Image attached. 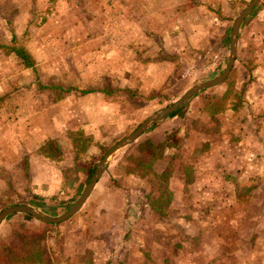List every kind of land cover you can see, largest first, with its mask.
<instances>
[{"label": "crops", "instance_id": "1", "mask_svg": "<svg viewBox=\"0 0 264 264\" xmlns=\"http://www.w3.org/2000/svg\"><path fill=\"white\" fill-rule=\"evenodd\" d=\"M52 1L0 0L2 37L9 33L2 26L9 19L7 3L13 6L11 37L21 38L37 20L35 13L47 10ZM129 1H121V9L120 1L113 0V14L86 22L123 23L122 30L96 27L91 33L73 11L80 0H58L65 12L25 36L22 47L36 61L32 67L22 64L17 74L25 81L15 85L19 92L10 98L12 110L0 106V193L22 184L29 195L44 202L72 200L85 185L84 168L99 144L117 133L123 114L137 108L131 91L144 100L150 93L163 92L184 73L180 55L186 52L194 66L210 71L218 50L224 49L229 20L240 11L236 5L245 0H196L177 11L167 28L164 17L156 16L149 21L156 24V39L130 19L126 9L136 0ZM71 30L76 34L72 39L90 38L83 50L93 56L77 63L74 82L68 81L67 67L52 64L55 53L48 42ZM38 71L58 77L54 83L42 82ZM32 73L35 79L30 78ZM52 83L55 86H49ZM4 87L1 77L0 88ZM211 89L191 97L182 113L176 115L186 105L146 131L157 141L171 131L174 139L179 136L154 165L158 172L172 166V199L166 214L160 216L147 206L150 186L136 193L138 173L126 171L122 149L81 209L54 228L64 243L53 256L59 253L64 258L53 264H264V0L241 23L228 77ZM235 93L241 101L237 108ZM70 133L92 139L78 156ZM23 175L26 181L21 180ZM23 197L25 193L19 195ZM24 227L39 228L30 221ZM87 252L91 257L84 259Z\"/></svg>", "mask_w": 264, "mask_h": 264}, {"label": "rangeland", "instance_id": "2", "mask_svg": "<svg viewBox=\"0 0 264 264\" xmlns=\"http://www.w3.org/2000/svg\"><path fill=\"white\" fill-rule=\"evenodd\" d=\"M57 1L58 0H53L52 5L49 6L47 10L41 11L39 15H37V12L35 13V15L37 16V20L31 25V29L29 30V32L25 33L21 38H18L16 36L13 38L11 37L9 28L13 27L12 20H10L12 19L11 12L13 11V6L11 5L10 2L5 5L7 6L5 18L9 17V19H6L7 22L2 26L5 29H7L9 33H7L4 38L2 37L3 33L0 34V54H2L1 55L2 57H0V65H1L0 78L2 77L5 82V87L3 89L0 88V91H3V93H0V106L3 105L7 106V110L9 111H11L13 107L12 104L10 103V98L13 97L14 95H17V93L19 92V90H17L15 85L17 84L18 81L19 82L25 81L21 77L17 79V74L23 65L19 60V58L12 52L11 47L12 46L22 47L25 41L27 40L25 37L26 35H31L36 33L39 27L49 18H55L58 17V15L63 14L62 12H65L67 8L66 7L61 8L62 4L61 3L59 4ZM111 1L113 0H102V2L99 4V2H96L95 0L96 3L94 4L92 0H80L78 7L75 6L73 7L74 9L73 11L74 13L78 11L77 16L80 18V20L84 21V28L87 30L88 27V31L91 33H94L96 31L97 29L96 27L99 28V31H102L103 29L107 31L108 28L114 29L115 27L122 30L124 27L123 23L117 26H115L113 23L111 25H108L107 23H101L99 25H93V24L87 25L86 23L91 19L95 18L96 16H100V15L107 16L108 14H113V12L110 11V8H113V6L110 7V5L112 4ZM119 1H120L119 4L121 5V9H122V6L124 5L122 4L123 0H119ZM248 1L249 0H245L243 1L244 2L243 4L242 2H240V4L236 5V11L238 12L239 10H241L247 4ZM192 2L194 3L197 1L196 0H136V2L132 5H129V7H127L126 10L130 19L132 18L133 20L138 22L136 25L138 30L141 29L140 31L156 39L158 35L155 32L156 29H154L156 27V24H151L149 21H151V19H156V16H159V18L164 17V27L167 28L168 26H170L171 24L170 22L173 21L175 13L181 10L182 8H184L187 4ZM120 11H121L120 14H122L124 10H120ZM161 12H163L162 16L160 15ZM229 23L230 24L226 29L227 37H226L224 49L222 51L218 50L219 52L218 56L214 58L215 66L214 65H213L214 67L210 66V71L209 70L204 71L202 69L203 66L200 68L197 67L196 65L194 66L195 62L191 61V57H189L191 55L189 52L180 55V59L182 61H185V65H186V67H184L185 71L180 77V79L174 81L172 85L167 84L166 89L163 92L158 91L156 93H150L149 96L145 98V100L141 99L138 102L137 98L132 97V99L136 102L134 106L137 105V108L130 111L129 113L123 114L126 115V117L127 115H129V118L128 119L126 117L123 118V123L120 122L119 124H117V133L110 135L108 137V140L101 142V144H99V148L96 149V152H94L91 156L92 160H95L97 162L100 159V157L103 155V153L113 143L121 139L127 133L131 132L147 116L178 99L180 95H182L190 86H192L199 79L211 75H218L225 67L228 58L229 34H230V27L232 20H229ZM58 26L60 27L61 25ZM64 26H68V25H63V28ZM74 33L75 31H73L71 34H67L64 38L57 37V39H51L50 41H48L51 42V48L55 53L52 56V64L63 65L64 67H67L69 69L67 74L70 75L68 81L71 80L73 82L78 80V71L76 70L77 63H81L82 61H88L93 57L89 49L83 50V48L86 47L85 44L89 45V43H91V40H89L90 38H87L88 36L86 37L83 36L82 38L72 39L73 38L72 34ZM75 35L76 34H74V37ZM104 45L101 44V46ZM35 46L39 47L38 41H36ZM105 58L108 60L110 57L106 56ZM35 61L36 60H34V62ZM38 67L40 68V66ZM48 76H50V74H48ZM48 76L46 77L44 75V72L38 71V77L42 80V82L44 79H46L47 81L51 79L54 83V80L57 79L58 77V76L56 77L53 76L48 77ZM30 78L35 79V74L32 73ZM53 83L49 86L52 87L55 86V84ZM67 87H71V86H67ZM211 88H212L211 90H213L215 86ZM87 91L88 90L86 89L85 92ZM57 95H59V93H57ZM140 104L141 105L143 104L144 106H141ZM127 107L128 106H126L125 108ZM186 107L187 105L184 106L182 109L179 108L181 110H178L176 112L177 113L176 115H178V113H182L186 109ZM152 129H150L149 131H151ZM178 140H179V136H176L175 141ZM154 141L157 142V140ZM131 145L132 144L124 148L126 152L133 151L132 149L133 146ZM52 149L54 150V153H57L58 151L57 146L53 145ZM25 177L26 176L23 175L20 178L22 181H26ZM87 178L88 177L86 176L85 183L87 181ZM150 181H151L150 178L137 174L136 187L138 191L136 193L145 191V189H147L150 186ZM81 190L82 189H80V191L74 195L75 197H73V199L69 200L68 202L64 200L59 201L57 199L55 201L44 202L39 197L36 196L33 197L31 194L29 195V193L23 189V185L21 184L18 188H13V189L5 188L4 191L0 193V210L3 209L4 207L13 204L22 203L29 205L30 203H33L35 204L36 208L39 209L41 212L51 216H58L63 214L73 205V203L78 198ZM129 190H131L130 187L126 189V192H128ZM22 193L23 194L25 193V197L29 196L30 198L29 199L25 197H23L22 199L19 198V195H21ZM29 221L34 225H36V227L39 226L37 230L45 229L46 236L41 240V243L42 245L50 249L51 255L53 256L55 250L56 251L58 250V252L60 253V248L63 247L64 242L61 241V239L59 238V231L54 232L53 230L54 228H58L59 225H61L63 222L54 224V227H49L46 225H42L40 221L36 220L35 218H33L28 214L16 213V214H11L10 216L7 217L6 220H4L3 225L5 226H3L4 227L3 230H0V233H2L0 234V264H7L6 263L7 248H5V246L6 247L11 246L15 249H18L20 243L19 233H21L23 228H26L24 227L25 222L27 224ZM21 227L23 228L21 229ZM31 229L33 228L31 227ZM59 253L57 254V256L55 255L53 256V259H56V261H58V259L64 258V255H60ZM90 257L91 256H89L88 252L84 255V259H88ZM17 264H21V263H17Z\"/></svg>", "mask_w": 264, "mask_h": 264}, {"label": "trees", "instance_id": "3", "mask_svg": "<svg viewBox=\"0 0 264 264\" xmlns=\"http://www.w3.org/2000/svg\"><path fill=\"white\" fill-rule=\"evenodd\" d=\"M11 50L19 56L22 60V64L25 67H32L34 65V59L23 48L12 46ZM58 88H60L58 86ZM131 96L138 100L143 99L142 96H137L135 92L131 91ZM235 102L233 108H237L241 105L240 95L235 93ZM209 111H214L212 108H207ZM149 132V131H148ZM145 132L136 141L132 143L133 151L125 152L126 171L136 172L142 176H148L150 181V189L145 194V200L147 206L158 213L160 216L166 214L168 206L172 199V191L169 185V179L172 173V166L168 165L164 170L158 172L155 170V163L163 158L166 149L175 145V131L168 132L165 137L160 141H154ZM69 137L73 140L76 156L85 148L91 144L92 139L89 136H83L78 133H70ZM95 160L87 163L84 171L87 177L93 171ZM27 166L23 167V171L27 174ZM49 227H53L54 224L43 223ZM46 236L45 229L35 230L31 228H23L19 233V247L15 249L11 246H5L7 248L6 263L7 264H53V256L50 249L42 245L41 240Z\"/></svg>", "mask_w": 264, "mask_h": 264}, {"label": "water", "instance_id": "4", "mask_svg": "<svg viewBox=\"0 0 264 264\" xmlns=\"http://www.w3.org/2000/svg\"><path fill=\"white\" fill-rule=\"evenodd\" d=\"M260 1L262 0H249L247 4L238 12V14L233 19L230 29V36H229L228 60L224 69L220 72V74L214 77L202 79L195 82L182 95H180L178 99L147 116L131 132L127 133L121 139L113 143L103 153L100 159L94 164L93 171L88 176L82 191L80 192L76 201L68 210H66L61 215L51 216L41 212L36 207L28 204H22V203L13 204L4 207L3 209L0 210V224L7 216L14 213H25L32 216L33 218L37 219L40 222L49 223V224L50 223L58 224L60 222L67 220L72 215L77 213L84 205L88 197L90 196L95 185L97 184V182L99 181L105 170L107 169L113 157L118 152L124 149L127 145H130L134 141H136L141 135H143L151 127H153L154 125L165 119L167 116L171 115L182 105H184L191 97H193L200 91L219 85L225 81V79L228 77L233 67L234 61L237 56V40H238V33L241 23L255 9V7L258 6Z\"/></svg>", "mask_w": 264, "mask_h": 264}]
</instances>
